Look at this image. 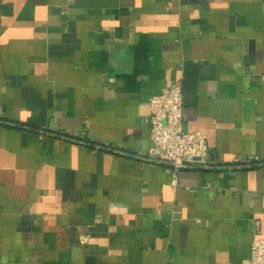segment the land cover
Listing matches in <instances>:
<instances>
[{
    "label": "crops",
    "instance_id": "obj_1",
    "mask_svg": "<svg viewBox=\"0 0 264 264\" xmlns=\"http://www.w3.org/2000/svg\"><path fill=\"white\" fill-rule=\"evenodd\" d=\"M178 82L208 152L173 186L130 155L153 145L149 99ZM250 157L264 0H0V264H248L264 238Z\"/></svg>",
    "mask_w": 264,
    "mask_h": 264
},
{
    "label": "built area",
    "instance_id": "obj_2",
    "mask_svg": "<svg viewBox=\"0 0 264 264\" xmlns=\"http://www.w3.org/2000/svg\"><path fill=\"white\" fill-rule=\"evenodd\" d=\"M152 147L147 152L130 155L141 164L163 166L172 175V185L178 184L180 171L188 168H206L208 137L201 130L186 132L183 127V95L180 83L164 88L149 99ZM37 136L44 140L52 136L47 130H38ZM55 136V134H54ZM63 140L66 137L55 136ZM104 148L94 145V150ZM111 149V148H109ZM119 152L117 149H112ZM120 154H124L122 151ZM128 155V154H127ZM241 166L264 165L258 157L237 162ZM248 264H264V238L256 236L252 241Z\"/></svg>",
    "mask_w": 264,
    "mask_h": 264
}]
</instances>
